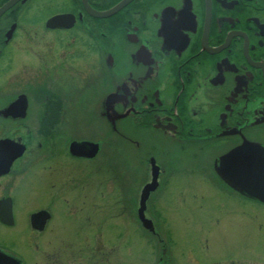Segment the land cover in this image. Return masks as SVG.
<instances>
[{
  "label": "flooded vegetation",
  "instance_id": "1",
  "mask_svg": "<svg viewBox=\"0 0 264 264\" xmlns=\"http://www.w3.org/2000/svg\"><path fill=\"white\" fill-rule=\"evenodd\" d=\"M234 169L264 170V0H0V250L255 264Z\"/></svg>",
  "mask_w": 264,
  "mask_h": 264
},
{
  "label": "rangeland",
  "instance_id": "2",
  "mask_svg": "<svg viewBox=\"0 0 264 264\" xmlns=\"http://www.w3.org/2000/svg\"><path fill=\"white\" fill-rule=\"evenodd\" d=\"M202 193L205 195L201 199V207L199 211H203L204 214L210 215L211 213H214L220 209H222V203H221V198L219 197L218 193L210 186H203L202 187ZM226 207H224L225 209ZM199 209V208H197ZM173 210L176 213L182 214L187 212V207L179 202L177 205L173 207ZM179 224L183 226V222L180 219ZM239 226L242 224H238ZM235 240L238 241V233L235 236ZM143 252L146 251V249H142ZM45 251H50V249H45ZM86 251V250H85ZM239 255L243 257L244 250H238ZM39 254V260L34 264H44L46 262L47 256L44 255V258L42 257V253L38 252ZM135 250L133 248H119V245H115L114 247H110L108 250V264H139L137 260H135ZM46 256V257H45ZM253 260L255 264H264V256L260 255L257 250L254 248L253 250ZM44 259V260H43ZM50 264V263H47ZM140 264H151L149 261H145L142 259L140 261Z\"/></svg>",
  "mask_w": 264,
  "mask_h": 264
},
{
  "label": "water",
  "instance_id": "3",
  "mask_svg": "<svg viewBox=\"0 0 264 264\" xmlns=\"http://www.w3.org/2000/svg\"><path fill=\"white\" fill-rule=\"evenodd\" d=\"M234 177L236 178V182H234L236 188L259 198L264 197V170H255L252 174L250 169H234ZM38 216L39 214L35 215V217ZM0 264H19V261L0 252Z\"/></svg>",
  "mask_w": 264,
  "mask_h": 264
}]
</instances>
